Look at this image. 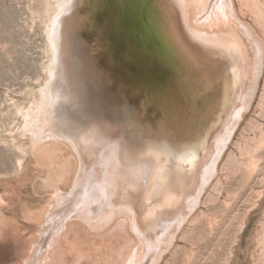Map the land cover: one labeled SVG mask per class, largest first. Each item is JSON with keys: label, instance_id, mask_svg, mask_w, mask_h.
Returning a JSON list of instances; mask_svg holds the SVG:
<instances>
[{"label": "rangeland", "instance_id": "374dc122", "mask_svg": "<svg viewBox=\"0 0 264 264\" xmlns=\"http://www.w3.org/2000/svg\"><path fill=\"white\" fill-rule=\"evenodd\" d=\"M186 1L190 11L193 10L192 20H197V24L193 21L195 25L190 28L193 33L198 31L196 33L199 35L196 36L202 37V40L211 37L210 35L213 36L215 25L222 17L221 3L218 0ZM56 5L57 0H0V192L8 197L7 209H3L0 213V264H26V255L36 239L35 234L44 218L49 193L52 190L57 192L61 184L70 178L73 170L81 165L74 159L67 143L51 144L30 139L28 132L23 128V114L35 100L40 98L48 78L53 79V75L50 74V62L54 54L48 32L51 29L49 18L53 16ZM41 23L44 35L41 32ZM203 23L206 26L208 24V28L209 26L214 28L213 33L211 28L203 26ZM203 29L210 35L208 36ZM240 74L239 71L238 82L233 81L234 89L231 92L233 95H227L230 92H225L227 94L223 95V99L226 100L225 107L231 106L228 112L231 118L209 126V129L218 130L215 134L216 147L210 158L212 161L202 174L196 176L199 179L197 187L187 197L190 188L186 186L191 182L186 177L187 174L178 177L174 175L173 178H178L179 184L171 191H164L163 201L159 200L157 206L149 207L146 214L141 216L130 201L131 195H134L139 188V176L145 171L140 168L139 162L131 160V172L125 170L117 162V145L113 143L108 148V152L104 150L102 160L97 159L92 164L86 165L85 174L89 172L86 176L90 178L88 179L92 186L89 191L94 198L101 200V204L95 205L97 207L95 210L105 205L107 208L108 205L109 208L116 207L119 202V206H126L131 214L129 225L123 220L116 224L121 232L119 243L107 242V238L104 237L106 231L103 234L96 232L87 234V229L82 225L77 229L78 239L74 242V246L77 252L85 256L87 264H97L96 259H102L106 264H112L114 261L123 264L136 250L135 242L139 246L138 253L142 264H151L160 251L166 250L167 244L178 229L182 232L162 264H255L257 228L264 214V146L255 152L259 161L254 171L249 170L248 163L252 151L263 138L264 97H261L257 104L255 100L242 120L239 111L244 109L241 101L246 94L243 95L241 92L239 94L237 90L238 85H241ZM42 80L44 83L36 93L34 89ZM244 88L245 86L242 85L241 90ZM236 116H239L237 123ZM224 120L227 121V125L224 124L225 126L218 129L217 126ZM99 137L101 136L93 132L84 134L81 137L82 144L87 147L93 146L94 143L103 140ZM87 138L88 142H86ZM206 142L207 139L201 146ZM152 147L153 157L149 156L150 161H157L161 157V147L157 143L148 146V148ZM19 161H22V166H18ZM197 161L196 156L194 159L192 157L193 167H190V171H194L198 166ZM218 164L220 166L218 179L212 184L207 175ZM153 166L156 165L153 163ZM93 174L98 175L99 181ZM100 174L109 176L103 178L101 175L102 179H100ZM150 174L156 177L159 173L154 170ZM103 179L109 184L102 183ZM102 194L106 197L104 198ZM113 197L115 198L112 199ZM124 198L127 200L125 201ZM183 198H186V201L181 208H177L180 213L176 216L174 213L177 211L174 207L180 204ZM111 202L113 205L115 202L117 204L113 206L110 205ZM161 206H170L174 209L164 207L163 210L158 211L157 207L161 208ZM134 209L137 210L136 214L139 212L138 215L135 214ZM189 214L192 220L185 225ZM50 218L51 216L47 217L48 220ZM61 224L57 227L60 228ZM116 227H112L109 231L112 232ZM142 231L143 234L140 233ZM154 231L157 232V240ZM147 235L154 238L150 241ZM41 256L42 254H39L37 257L36 264H39Z\"/></svg>", "mask_w": 264, "mask_h": 264}, {"label": "water", "instance_id": "95a60500", "mask_svg": "<svg viewBox=\"0 0 264 264\" xmlns=\"http://www.w3.org/2000/svg\"><path fill=\"white\" fill-rule=\"evenodd\" d=\"M193 25L184 0H68L51 23L52 118L82 150V166L102 160L113 143L125 170L139 162L145 171L131 202L141 216L179 184L174 175L186 173L191 181L186 197L195 190L216 147L218 130L209 126L231 118L223 95L233 92L232 60L226 49L213 50L214 43L196 36ZM234 59L238 66L237 52ZM91 132L103 140L83 146L81 137ZM154 143L161 157L150 161ZM195 156L200 166L189 171ZM48 238L41 233L42 244Z\"/></svg>", "mask_w": 264, "mask_h": 264}, {"label": "bare ground", "instance_id": "6f19581e", "mask_svg": "<svg viewBox=\"0 0 264 264\" xmlns=\"http://www.w3.org/2000/svg\"><path fill=\"white\" fill-rule=\"evenodd\" d=\"M67 1L68 0H57L56 10H55L53 16H51L49 18L51 20V23L53 22L54 17L57 15V13L60 9V6L64 3H66ZM185 2H187V1L185 0ZM218 2L221 3V5H222V7H221L222 17L220 16L221 18L220 19L218 18L219 20L217 22V25H215L216 23L214 24L216 26V29H215L213 36L208 34L207 31H205V32H207L208 36L209 35L211 36V37H208L207 39H205V41H209V42L215 44L216 48L212 47L213 50L220 51L222 49H226L228 51L229 57L231 58L232 63H233V67H234L233 70L235 71V76H234L233 81L238 82V76H239L238 74H239V71L241 72L239 82H241V84L243 86H245V88H244V90H241L240 92L243 95H244V93L246 95L244 98H242L243 100L241 101V105L244 107V109L242 108V110L239 112H241V115H240L241 119L244 120L248 110H250L251 107L254 105L255 100L257 101L256 102V104H257L258 101L260 100V98L264 97V0H218ZM196 3L198 4V2H196ZM190 5H191V3H190ZM192 5H193V3H192ZM190 12L193 13V10ZM217 12H218V10H217ZM206 15H207V13H206ZM215 18H216V16H215ZM193 21L195 22V24H197V22H196L197 20L196 21L193 20ZM200 23L202 26V22H200ZM197 26H199V25H197ZM203 26H206V25L203 23ZM211 26H213V25H211ZM206 27L208 28V24ZM210 28L211 27L209 26L208 29H210ZM212 29H214V28H211V32L213 33ZM195 31H196V29H195ZM196 32L198 33V31H196ZM202 32L203 31H201V34H202ZM50 33H51V29L48 32V36L50 38V43H51V46L53 48L52 36ZM197 35H199V34H197ZM203 37H205V35H203ZM201 39H202V37H201ZM203 40H204V38H203ZM236 52L242 58V60L238 64V66H237L236 60L234 59V54ZM53 54H54V50H53ZM54 68H55V66H54V64H52V61H51L50 62V74H52L51 71L54 72ZM48 74H49V72H48ZM233 85H234V83H233ZM260 85H261V87H260ZM54 88H55V82L53 81V79L48 78V80L44 84V88L42 90V95L40 96V98H38V100H35V102L30 106V108H28L26 110L25 113L23 112L24 113L23 114V117H24L23 128L28 132L30 139L32 138L35 140H39L43 143L44 142H50L51 144H53L54 142H60V143L65 142V143H67L69 148H70V152L74 156V159L77 160L78 163H80L82 155H83L82 150H80V147H78L77 144L68 140V136L55 124V121L52 118V110H51L50 105L52 103V98H53L52 94L54 92ZM233 89H234V87H233ZM224 94L226 95L227 93H224ZM242 94H241V96H242ZM227 95H233V94L229 93ZM224 101H226V100L224 99ZM256 104H255V106H256ZM235 113L237 114V112H235ZM238 118H239V116H236V119H237L236 123L238 121ZM240 122H241V120H240ZM262 135H263V138H262L261 142L254 148V150L251 153V157L249 158L248 168L250 171H254L256 169V167L258 166L259 160H258V156L255 154V152L259 148H262L264 146V133ZM83 139H85V138H83ZM86 140H87L86 142H88V138ZM227 142H228V140H227ZM225 155H226V153H225ZM223 156H224V154H223ZM18 166H22V161H19ZM195 166H196V164H195ZM86 168H87L86 165L85 166L84 165L82 166V164L78 165L76 167V169L73 170V173L71 174L70 178L66 182L61 184V186L57 190V192L52 190L49 193V200H48V204H47L45 211H44L45 212L44 218H43V220H41L42 221L40 223L41 227L38 228V231L35 234L36 239H35V241L33 240L34 242L31 245L28 254L26 255L27 256L25 259L26 264H36L35 261L37 260V257L39 256V254H42L41 258L39 257L41 259L39 264H87V262L85 261V256L80 254L81 252L80 253L77 252V250L75 249V246H74V242L77 241V239H78L77 229L81 225L87 229V231H88L87 234L93 233V232L103 234V232L106 231L104 234V237L107 238V240H106L107 242H111V243H114V242L119 243L120 242L121 232L118 228V225L116 227V224H118L119 222H121L123 220V221H125V223L127 225H129V220L131 218L130 210L126 206H119V202H117L118 204L115 202V204H117L116 207L109 208V205H108V208H107L105 205V207H103V208L99 207V209L95 210V208H97L95 205H97V203L101 204V202H100L101 200L99 201L96 198H94V196H92V194L89 191V188H91L92 186H91V182L89 181L90 178L88 176H86L89 172L87 171V173L85 174ZM219 169H220V166L218 164L212 170V172L207 175L208 178L210 179V181L212 182V184L218 179ZM95 173H97V172H95ZM100 173H101V171H100ZM102 173H103V170H102ZM105 174L107 175V173H105ZM95 175H94L95 179L97 178L96 180H98V177H97L98 175H96V176ZM101 175L102 174H100V177H101ZM103 175H102V177L104 178L106 175L105 176H103ZM108 176H106V177H108ZM102 177L100 179H102ZM104 180L105 179H103L102 183H105V185L109 184V183L106 184V182H108V181L105 182ZM106 180H108V179L106 178ZM93 181H94V178H93ZM107 187H104V189ZM120 187L122 188V186H120ZM64 189H67V190H64ZM117 189H119V188H117ZM117 189H115V190H117ZM72 190L73 191L75 190V191L73 192ZM113 190H114V188H113ZM82 192H84V193H82ZM103 193H105V192H103ZM102 196H104V194H102ZM128 196H129V194H128ZM105 197L106 196H104V198ZM126 197H127V195H126ZM100 198H102V197H100ZM126 200L127 199H125V201ZM105 201H106V199H105ZM125 201L122 200V202H124V203H125ZM7 202H8V197L6 196V194L0 192V213H2L3 209H7V206H6ZM120 202H121V199H120ZM111 204L113 205V202H111L110 205ZM128 205H130V204H128ZM131 205H132V203H131ZM100 206H102V205H100ZM134 211L136 214L137 210L134 209ZM138 214H139V212L136 215H138ZM48 216H51L50 220L47 219ZM31 218H33V217H31ZM65 218H66V220H65ZM63 220H65V221H64V223L61 224V222H63ZM191 220H190V214H189L188 217L186 218L185 225H187V223L190 222ZM141 222H142V220H141ZM58 224H61L60 228L57 227ZM138 225H141V224H138ZM185 225H183V226H185ZM114 226L116 228L112 232H110L109 229H111ZM131 226H132V224H131ZM138 227H137V229H139ZM141 227H142V225H141ZM135 228H136V225H135ZM144 228H145V226H144ZM151 229H152V227L150 228V231H151ZM172 230H173V228H172ZM44 231L49 232V238H48L47 242L45 243V245L42 244L41 240H40V235ZM144 231H145V229H144ZM163 232H166V231H163ZM180 232H182V231L180 229H178V232L174 235V237L167 244L166 250L164 252L160 251L158 256L155 257V259L153 260V262L151 264H162V262L165 260V258H167L166 257L167 253L175 245V242L177 241L178 236L181 234ZM140 233L143 234V231ZM156 233L154 231V235H156L155 238L157 240L158 235ZM148 234H150L149 231H148ZM160 234H162V232ZM165 234H167V233H165ZM151 235L153 236V234H151ZM149 236L147 235V237H149ZM163 236L164 235L162 234V237ZM141 237H142V235H141ZM160 237H161V235H160ZM256 237H257V245H256L257 247H256V251L254 254V256L256 258L255 264H264V214H263V216L260 220V224L257 228V236ZM72 238H74L75 240H73ZM149 238H146V239H149ZM153 238H150V241ZM84 242L86 243L87 240L85 239ZM135 243L136 244H135L134 249H136V250H134V252L131 254V256L127 260H125L123 264H142L141 256L138 253L139 252V246L137 245V242H135ZM153 243H154V241H153ZM153 246H154V244H153ZM155 250H156V248H155ZM152 252L150 253V255H152ZM138 255H139V257H138ZM95 261L97 264H106L102 259H96ZM112 264H117V262L114 261V262H112Z\"/></svg>", "mask_w": 264, "mask_h": 264}]
</instances>
